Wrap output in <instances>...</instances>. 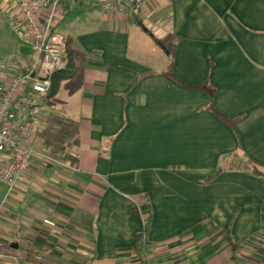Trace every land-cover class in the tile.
Masks as SVG:
<instances>
[{"label":"crops","instance_id":"1","mask_svg":"<svg viewBox=\"0 0 264 264\" xmlns=\"http://www.w3.org/2000/svg\"><path fill=\"white\" fill-rule=\"evenodd\" d=\"M143 1L131 20L64 0L54 27L72 74L39 96L35 154L0 201V254L264 264V177L245 164L264 165V0ZM16 10L0 0L9 21Z\"/></svg>","mask_w":264,"mask_h":264},{"label":"built area","instance_id":"2","mask_svg":"<svg viewBox=\"0 0 264 264\" xmlns=\"http://www.w3.org/2000/svg\"><path fill=\"white\" fill-rule=\"evenodd\" d=\"M16 13L10 27L30 51L27 66L0 60V180L13 191L29 159L35 154L33 138L40 97L48 92L53 75L62 67L65 38L55 30L64 0H12ZM96 5L105 14H123L137 20L143 0H74ZM144 241V235H142ZM9 264H21L12 254H0Z\"/></svg>","mask_w":264,"mask_h":264},{"label":"rangeland","instance_id":"3","mask_svg":"<svg viewBox=\"0 0 264 264\" xmlns=\"http://www.w3.org/2000/svg\"><path fill=\"white\" fill-rule=\"evenodd\" d=\"M9 18L2 14L0 11V60L7 62H16L18 59H22L19 57H24L26 59L27 55L30 56L28 48L24 47L19 41L17 35L12 31L10 24L7 23ZM58 29V30H57ZM56 31H60L57 28ZM69 42L67 43V53L68 58L69 55L73 53L71 46H69ZM65 50V49H64ZM65 56V54H64ZM28 59V60H27ZM26 59L28 64L30 62L29 58ZM70 60V58L68 59ZM68 63V62H67ZM7 185L0 180V201L5 197V195H9ZM1 203V202H0Z\"/></svg>","mask_w":264,"mask_h":264},{"label":"trees","instance_id":"4","mask_svg":"<svg viewBox=\"0 0 264 264\" xmlns=\"http://www.w3.org/2000/svg\"><path fill=\"white\" fill-rule=\"evenodd\" d=\"M65 56L63 55L62 57V63L65 61ZM64 65H62V68H60L59 70H57V72L53 75V78H52V83L51 86H50V89H49V92H48V96H51L53 95L57 88H58V82H60L61 79L63 78H67V77H70L71 74H72V71L71 69H73V64L71 62V60H68V63L63 67ZM247 165V169L249 171L250 174H252L253 176H261V177H264V165H261L259 163H256L254 160L252 159H247L246 163ZM221 171V169H219L215 174H218L219 172ZM208 180L211 179V177H208L207 178ZM146 227H147V224L145 225V230H146ZM144 230V231H145ZM21 248V246L19 245L18 248L15 249H12L10 247H8L7 249L10 250V251H17ZM138 256L140 258V261L141 263H144V258L142 256V253L141 251L139 250L138 251Z\"/></svg>","mask_w":264,"mask_h":264},{"label":"water","instance_id":"5","mask_svg":"<svg viewBox=\"0 0 264 264\" xmlns=\"http://www.w3.org/2000/svg\"><path fill=\"white\" fill-rule=\"evenodd\" d=\"M155 42H157V45L160 46V48H162L163 50H165V47H164V45L162 44V42L157 41V40H156ZM10 248H12V249H16V248H18V243H16V242L11 243V244H10Z\"/></svg>","mask_w":264,"mask_h":264}]
</instances>
